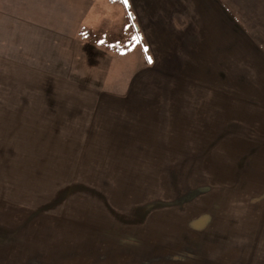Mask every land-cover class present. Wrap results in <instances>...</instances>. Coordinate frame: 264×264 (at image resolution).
<instances>
[{"label": "rangeland", "instance_id": "1", "mask_svg": "<svg viewBox=\"0 0 264 264\" xmlns=\"http://www.w3.org/2000/svg\"><path fill=\"white\" fill-rule=\"evenodd\" d=\"M0 11L1 58L68 68L40 13L24 0ZM247 32L263 40V29L230 35ZM149 33V52L131 19L93 34L111 55L87 94L18 71L11 83L0 65V264H264L255 63L230 45L201 55L194 30L191 53Z\"/></svg>", "mask_w": 264, "mask_h": 264}, {"label": "crops", "instance_id": "2", "mask_svg": "<svg viewBox=\"0 0 264 264\" xmlns=\"http://www.w3.org/2000/svg\"><path fill=\"white\" fill-rule=\"evenodd\" d=\"M38 2L36 5L33 0H24V6L30 14L40 13L41 30L54 34L58 40L65 41L64 45H68V56L63 58L61 56L68 68L64 71L55 69V72H52L51 67L38 69L35 66L21 64L13 58L0 57V65H3V70L7 68V79L10 78L11 83H14L13 78L18 71L22 75L40 76L51 83L52 81L59 83L63 86L60 88L64 89V94L91 92L94 87L89 79L105 76L107 65L104 63L109 61L111 55L95 43L93 34L106 35L113 31L118 33L127 27L128 19H131L138 33L137 38L145 45L146 52H149V45L154 44L149 41L152 37L149 31H155V44L172 45L178 39L179 43L188 47L184 49L186 53H191L193 30L198 32L195 36H198L199 41L195 45H199L201 55L218 53L219 47L223 45L237 47L232 50L235 52L233 56L247 54V58L245 59L243 55L242 59L255 63L249 66L250 77L256 79L257 86L264 93V37L260 41L250 32H247L246 38L244 33V37H235L234 33L230 35L233 30H264V0H239L238 3L228 0H127V6L121 0H38ZM242 4L247 10L237 7H241ZM240 13L254 15L258 27L250 25L249 22H246L247 25L244 24L239 17ZM3 16L0 15V18ZM224 31H227L228 36ZM240 47H246V50L241 51ZM57 53L64 54V49ZM80 77L88 80L81 82L83 87L79 81L73 83V78ZM0 78L5 79V76L1 75Z\"/></svg>", "mask_w": 264, "mask_h": 264}, {"label": "snow or ice", "instance_id": "3", "mask_svg": "<svg viewBox=\"0 0 264 264\" xmlns=\"http://www.w3.org/2000/svg\"><path fill=\"white\" fill-rule=\"evenodd\" d=\"M121 2L127 6V0H121ZM149 62H151L150 58H149Z\"/></svg>", "mask_w": 264, "mask_h": 264}]
</instances>
